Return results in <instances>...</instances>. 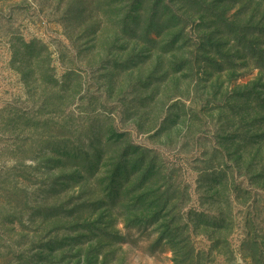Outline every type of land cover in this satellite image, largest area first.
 I'll list each match as a JSON object with an SVG mask.
<instances>
[{
    "label": "rangeland",
    "instance_id": "374dc122",
    "mask_svg": "<svg viewBox=\"0 0 264 264\" xmlns=\"http://www.w3.org/2000/svg\"><path fill=\"white\" fill-rule=\"evenodd\" d=\"M0 264H264V0H0Z\"/></svg>",
    "mask_w": 264,
    "mask_h": 264
},
{
    "label": "trees",
    "instance_id": "16d2710c",
    "mask_svg": "<svg viewBox=\"0 0 264 264\" xmlns=\"http://www.w3.org/2000/svg\"><path fill=\"white\" fill-rule=\"evenodd\" d=\"M149 28H150V27H149ZM24 44H25V45H24L25 48L29 47V45H30L29 43H24ZM25 48H24V49H25ZM25 50H26V49H25Z\"/></svg>",
    "mask_w": 264,
    "mask_h": 264
}]
</instances>
